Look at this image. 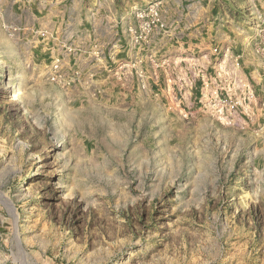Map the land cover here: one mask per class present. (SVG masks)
<instances>
[{"label": "rangeland", "instance_id": "1", "mask_svg": "<svg viewBox=\"0 0 264 264\" xmlns=\"http://www.w3.org/2000/svg\"><path fill=\"white\" fill-rule=\"evenodd\" d=\"M170 1L173 30L177 4L196 0ZM204 4L235 49L264 61V0ZM12 32L0 21V264H264L259 85L250 96L196 80L194 107L172 118L152 103L96 118Z\"/></svg>", "mask_w": 264, "mask_h": 264}, {"label": "crops", "instance_id": "2", "mask_svg": "<svg viewBox=\"0 0 264 264\" xmlns=\"http://www.w3.org/2000/svg\"><path fill=\"white\" fill-rule=\"evenodd\" d=\"M149 3L160 4L167 24L170 0H0V21L7 22L34 63L49 69L58 62V86L69 90L75 102L86 104L92 117L117 119L131 115L133 106L147 113L152 103L155 118H172L173 112L185 111L182 105L194 107L196 80L206 84L211 79L229 88L238 84L250 96L252 86L259 85L264 95V61L253 59L244 48L235 49L224 24L213 27L204 0L177 4L173 30L165 25L136 43L135 11ZM183 17L199 25L186 33L189 25L182 24ZM209 23L216 28L210 34L217 42L215 50L204 44ZM209 69L213 75L208 76ZM175 85L182 86V98L173 92Z\"/></svg>", "mask_w": 264, "mask_h": 264}, {"label": "built area", "instance_id": "3", "mask_svg": "<svg viewBox=\"0 0 264 264\" xmlns=\"http://www.w3.org/2000/svg\"><path fill=\"white\" fill-rule=\"evenodd\" d=\"M135 17L139 23V29L133 35V40L136 43L146 41L157 29L165 28V23L160 15L158 5L155 3H149L143 8L136 9ZM52 68L54 77L57 79L60 76L58 62H55Z\"/></svg>", "mask_w": 264, "mask_h": 264}, {"label": "bare ground", "instance_id": "4", "mask_svg": "<svg viewBox=\"0 0 264 264\" xmlns=\"http://www.w3.org/2000/svg\"><path fill=\"white\" fill-rule=\"evenodd\" d=\"M221 104H220V106H219V104H218V112L220 113L221 112Z\"/></svg>", "mask_w": 264, "mask_h": 264}]
</instances>
